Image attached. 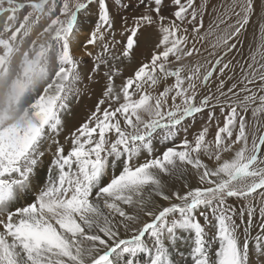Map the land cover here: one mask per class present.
I'll use <instances>...</instances> for the list:
<instances>
[{
  "label": "snow or ice",
  "instance_id": "1",
  "mask_svg": "<svg viewBox=\"0 0 264 264\" xmlns=\"http://www.w3.org/2000/svg\"><path fill=\"white\" fill-rule=\"evenodd\" d=\"M207 8L0 0V264H174L173 249L193 264H264V131L247 120L264 116V0H224L201 34ZM82 14L95 20L74 42ZM253 18L261 42L229 87L226 58ZM208 38L213 59L193 60ZM85 82L99 95L65 148L60 114Z\"/></svg>",
  "mask_w": 264,
  "mask_h": 264
},
{
  "label": "rangeland",
  "instance_id": "2",
  "mask_svg": "<svg viewBox=\"0 0 264 264\" xmlns=\"http://www.w3.org/2000/svg\"><path fill=\"white\" fill-rule=\"evenodd\" d=\"M123 2V5H127L128 3H131L133 2V0H122ZM109 3L110 5H113L114 4V0H109ZM119 12L120 13H124V8L123 7H120L119 9ZM131 13V9H128V12L126 14H130ZM113 14L116 15L117 14V8L114 6L113 7ZM90 14H88L89 16ZM93 17L95 18V16L93 15ZM117 27L120 28V24H119V15H117ZM89 23H85V33H86V30L91 27L89 26ZM249 28V27H248ZM248 30V29H247ZM248 31H246L244 33V35H242L241 37V40H242V44L246 45L243 41L245 39V35ZM86 35V34H85ZM244 36V37H243ZM241 44V45H242ZM240 45V46H241ZM25 48H27V44H25ZM240 49V50H239ZM243 48L239 47L238 45V51H235L233 52L230 57L226 58V61L227 60H232L233 61V65L235 66L234 67V71L232 69L229 70L228 72V76H235V79H233L232 81H228V86L230 87L232 83H236L240 78H241V66H245L246 67V61H248L249 59V55L250 53L247 52V49L246 50H242ZM242 51V53H241ZM248 56V57H247ZM137 56H135L134 54V59L136 58ZM239 57V58H238ZM243 57V58H242ZM137 59V58H136ZM84 61H88V63H83L82 62V67H81V72L84 73L88 70L89 66H90V60L88 57H85L84 58ZM237 61L239 63H237ZM124 67V66H123ZM125 74H126V69H125ZM225 80L227 81V76L225 77ZM90 86V87H89ZM91 88V89H90ZM90 90V91H89ZM213 91H215V88H213ZM90 92V93H88ZM98 93H99V86H97L96 84L94 83H88V82H85L84 84H82L80 86V92H79V95L76 96L75 98H73L70 102V112H68L67 115H65L63 117V120L66 121V123L68 125H64V123L62 122V125H61V128H60V131H59V135L56 137V139L59 140V142L61 144H63L66 148V145L67 142H66V137L70 136V134L72 132L75 131L76 128H78L80 126V124H82L84 122V120L86 119L85 118V115H87L88 113H90L93 108H94V99L98 97ZM88 95V96H87ZM87 98V99H86ZM90 104H88V101H90ZM6 109H7V106H6ZM0 112H3L2 109H0ZM75 112V113H74ZM87 113V114H86ZM76 116V117H75ZM216 116L218 119H222L221 117V114L219 112V109L216 110ZM87 117V116H86ZM74 118V120H73ZM81 118V123L79 124V119ZM247 120H248V128H249V132H252L254 131L257 127H260L262 131H264V116H261L259 118V124L257 123V120H255L254 118L251 117L250 113L247 117ZM205 122V116L203 115L201 118L197 119L195 121V126L196 129L199 130V128L204 124ZM77 124V125H76ZM71 126L73 127L72 130H71ZM70 127V129H69ZM216 127V121H213V124H212V129H215ZM74 129V130H73ZM193 130V127L190 129V132ZM183 134H181L182 136ZM211 140V139H210ZM156 147L159 148L161 145H160V142L159 140H157L156 142ZM47 140H45L44 142V145H45V153H46V150H47ZM54 149V148H53ZM52 149V150H53ZM207 158V157H206ZM206 162H207V159H206ZM174 182V181H173ZM172 182V183H173ZM182 182V181H180ZM168 183V182H167ZM171 183V182H170ZM169 183V184H170ZM176 183V182H175ZM179 187V186H177ZM257 201H259V198L257 197ZM232 201H230L231 203ZM187 235V234H185ZM145 239H147V237H145ZM174 256L176 257V260H180L182 259L180 257L179 254H177V252L174 250ZM138 259V261H142L144 260V257L142 255H138L136 257V260ZM186 259L183 260V262H185Z\"/></svg>",
  "mask_w": 264,
  "mask_h": 264
},
{
  "label": "bare ground",
  "instance_id": "3",
  "mask_svg": "<svg viewBox=\"0 0 264 264\" xmlns=\"http://www.w3.org/2000/svg\"><path fill=\"white\" fill-rule=\"evenodd\" d=\"M195 2H196V4L197 5H199L200 3H202L203 2V0H195ZM224 2V0H207V4H208V8H207V11L204 13V15H203V28L201 29V34H204L205 32H207V30L209 29V26L210 25H212V23H213V21H214V19L216 18L214 15H213V9L214 8H219L220 7V5L222 4ZM258 2H259V0H258ZM82 15H88V14H82ZM93 20H95V18L93 17V15H89L88 16V21H86L85 23H89V25H88V27L89 26H91V21H93ZM85 23L80 27V28H78L77 30H76V32H75V35H74V42L75 41H78V40H82L83 38H84V36H85ZM196 23L197 24H199L200 23V17H198L197 18V21H196ZM221 28H223L224 26L223 25H221L220 26ZM119 30H120V28L119 27H117L116 26V31H117V39H119L120 37H119V35H118V33H119ZM246 31H248L247 33H246V35H245V39H244V43L246 44V45H244V44H242L241 46L239 45V47H241V48H243L244 50H246L247 49V52H249L250 53V50H256L257 49V47H258V45L260 44V42H261V35H260V31H259V27H258V25H256V23H255V18H253V23L252 24H250L249 25V28H248V30H246ZM190 35H191V32H190ZM244 35V34H243ZM244 37V36H243ZM34 38V37H33ZM212 38H208V39H206L205 41H203V42H197V44H196V46L198 47V48H200L201 49V54H200V56H194V57H192V59L193 60H196V59H199V60H201V61H203L205 58H207V59H213V57H209L208 56V51L209 50H211L210 49V40H211ZM242 49V50H243ZM240 50V49H239ZM74 51H75V54L77 55V57H80L81 56V53H80V50L79 49H76V48H74ZM238 51V50H237ZM142 52H143V47L141 48V49H138L134 54H135V56H137L135 59L133 58V60L132 61H125L124 62V68L126 69V74L128 73V69H129V67L131 66V65H133V64H135V62L136 61H138V60H140V59H142L143 57H142ZM241 53H242V51H241ZM232 54V53H231ZM230 54V55H231ZM230 55L228 56V58L230 57ZM86 57V56H85ZM85 57H82V60L84 61V58ZM248 57V56H247ZM239 58V57H238ZM243 58V57H242ZM249 60V59H248ZM83 65H82V63H81V65H80V68L82 67ZM119 83H120V80H117V84L119 85ZM211 86V85H210ZM90 87V86H89ZM91 89V88H90ZM41 91H42V89H41ZM90 91V90H89ZM88 93H90V92H88ZM98 95H99V93H98ZM88 96V95H87ZM87 99V98H86ZM97 100V98H95L94 99V103H95V101ZM92 100H90V101H88V104H90V102H91ZM6 106H7V103H6V100H5V96H4V94L3 93H0V109H2V111H4V110H6ZM70 106L71 105H69V107L68 108H66L64 111H62L61 112V121L64 123V125H68L67 123H66V121H64L63 120V117L65 116V115H67L68 114V112H70V111H72V110H70ZM75 113V112H74ZM87 114V113H86ZM90 113H88L87 115H85V118H87L86 116H88ZM203 115H198L197 116V119H199V118H201ZM76 117V116H75ZM196 119V120H197ZM73 120H74V118H73ZM81 123V118L79 119V124ZM189 123H192L191 121L189 122ZM77 125V124H76ZM195 126V125H194ZM72 126H71V130H72ZM69 129H70V127H69ZM74 130V129H73ZM198 129H196V127H193V130L190 132V134H189V139H191V133L192 132H195V131H197ZM214 130V129H213ZM183 134V133H182ZM208 139L210 140V139H213V136H212V134H210L209 135V137H208ZM51 144V141H49V140H47V144H46V146H47V150H46V154H45V156H44V158H43V162L41 163V165L39 166V171L41 172V174L42 175H44L45 176V178H46V176H47V168H46V165H47V163H48V161L51 159V156H52V151H54V149L52 150V151H49L48 150V148H49V145ZM68 147V145H66V148ZM204 159L206 160L207 158L206 157H204ZM163 179H165V181L166 182H168V183H170V185L171 184H175L176 186H180V184L182 183V182H180V181H176V180H174V178H168V177H163ZM174 181V182H173ZM173 182V183H172ZM176 182V183H175ZM192 183L194 184L195 183V181L193 180L192 181ZM23 203V202H22ZM185 251V255L183 256V257H181L182 259H180V260H176V257L174 256V249L172 250V259L174 260V264H193V262H192V260H191V257L188 255V253H187V250L185 249L184 250ZM184 259H186L185 260V262H183V260ZM137 261V264H143V260L142 261H138V259L136 260Z\"/></svg>",
  "mask_w": 264,
  "mask_h": 264
}]
</instances>
